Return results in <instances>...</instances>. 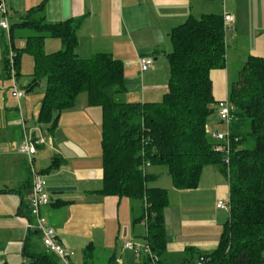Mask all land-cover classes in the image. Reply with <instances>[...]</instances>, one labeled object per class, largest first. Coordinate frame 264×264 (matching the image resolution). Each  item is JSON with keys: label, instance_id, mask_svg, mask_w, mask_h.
<instances>
[{"label": "trees", "instance_id": "16d2710c", "mask_svg": "<svg viewBox=\"0 0 264 264\" xmlns=\"http://www.w3.org/2000/svg\"><path fill=\"white\" fill-rule=\"evenodd\" d=\"M42 10V5L31 8L17 23L38 32L28 37L24 47L13 44L17 78L21 55L29 52L35 70L27 88L33 90L46 79L38 122L51 124V130L61 112L74 107L84 92L89 106L101 108L104 184L100 191L138 204L134 221L146 222L147 242L161 264L167 252L165 210L170 196L167 188L152 185L156 176L148 166H167L175 188L193 189L209 164L217 165L229 182L231 211L217 248L202 255L208 264H264V57L250 55L230 86L231 121L225 126L218 120L230 131V151H220L221 143L209 137V123L221 101L214 97L211 71L226 66L223 15H190L175 26L170 32V80L163 99L127 102L119 98L126 91L124 62L107 52L81 57L77 51L81 18L50 23ZM48 35L60 38L62 48L46 52ZM9 52L3 53L5 77H10ZM226 156L230 165L224 162ZM59 162L55 158L47 171L58 168ZM23 206L29 208L26 213ZM23 206L18 214L22 220L31 218L30 204ZM27 241L24 255L30 261L24 264H59L57 255L34 250ZM84 256L85 264H90L92 248ZM0 264L8 262L0 257ZM145 264H150L148 258Z\"/></svg>", "mask_w": 264, "mask_h": 264}, {"label": "crops", "instance_id": "0c3cea01", "mask_svg": "<svg viewBox=\"0 0 264 264\" xmlns=\"http://www.w3.org/2000/svg\"><path fill=\"white\" fill-rule=\"evenodd\" d=\"M4 2L8 7L12 36L14 28L19 27L17 23L26 18L31 8L39 5L43 7L45 20L50 23L81 18L78 54L89 58L98 52H107L124 62L126 91L121 95L135 91L136 94L132 95L136 99H131L129 95L131 98L120 99L121 101L156 102L163 99L168 85L157 81L161 73H165V69H170L168 54L173 50L170 32L190 15L200 17L203 14L215 13L224 16L227 12L234 16V22L225 28L226 66L211 71L216 100L229 96L230 69L235 67L231 61H247L250 55L264 57V0ZM51 37L48 35L45 40V50L50 49L49 53L63 46L60 38ZM24 46L25 41L22 43V47ZM53 48L54 50H51ZM141 56H150L154 60L152 67L143 73L139 65ZM0 68L3 75V58ZM82 94L74 107L61 112L55 129H50L51 124L38 122L39 115L36 117L38 125L32 127L36 135H50L53 138L52 143L39 147L35 158L38 170L47 178V191L51 199L42 212L49 224L56 228L62 244L74 252L70 257L71 264H85L84 253L87 248H92L90 264H145V255L138 256L124 248V242L128 239L140 243L147 242V224L146 231L143 232L141 225L144 221H134L138 204L129 197L105 195L100 191L104 184L102 110L98 106H89L88 97L82 99ZM16 112V109L6 111L9 115ZM6 122L10 120L6 119ZM212 122L216 123L217 127V113ZM13 125L17 126V131L11 128ZM7 126L9 127L0 140L14 144L18 149L23 135L20 123H8ZM223 128L222 126L218 129ZM17 154L19 156L13 155L9 148L0 146V219L7 216V221L0 224V232L5 237L0 239V257L8 264L6 251L11 244L22 245V264L30 261V258L24 255L26 240L31 243L32 249L45 250L37 231H31V237L29 232L24 233L25 224L18 214L23 205H29L31 176L26 157L19 151ZM55 158L60 159L58 168L47 171ZM212 166L214 169H210ZM152 174L156 176L152 185L167 188L170 196V203L165 210L167 252L163 257V264H198L202 254L212 252L219 244L220 236L217 238L216 234L210 238L209 230H215L221 223L219 218L222 217L219 216L225 210L215 207L214 202L230 198L228 180L214 164L204 167L199 185L193 189L175 188L172 178L159 183L157 172ZM205 179L212 185L210 191L214 196L211 204L208 201L207 207L202 200L190 195L191 192L200 191L199 188ZM174 192L189 194V197L183 198L176 207L172 196ZM13 196L17 198L14 199ZM22 208L24 213L29 209H25V206ZM228 220L229 218L222 224L223 228Z\"/></svg>", "mask_w": 264, "mask_h": 264}, {"label": "built area", "instance_id": "2783aa9c", "mask_svg": "<svg viewBox=\"0 0 264 264\" xmlns=\"http://www.w3.org/2000/svg\"><path fill=\"white\" fill-rule=\"evenodd\" d=\"M0 13L3 17L0 19V27L6 31L11 30L9 22L8 7L4 0H0ZM224 25L225 28L234 22V16L231 13L224 14ZM10 76L13 78L14 86L11 89L12 96L15 97L19 102L25 97V91L18 87L17 68H16V52L12 50L8 54ZM153 58L150 56H141L139 58V65L141 72L149 70L153 65ZM231 110L232 105L227 96L219 103L217 109V115L219 121L224 122L223 125L228 126L231 121ZM22 138L18 147V151L21 155L26 157L31 176V195L29 199L30 204V216L23 220L25 227L28 232L37 231L40 236L45 249L49 252L57 255L62 264H71L70 257L74 254L73 251H69L60 241L56 228L49 224L47 217L43 214L42 209L48 205L51 201L50 195L47 191V178L44 173L36 168L35 158L38 153L39 147L53 142V138L50 135H36L33 128H29L26 123L25 116L22 115ZM214 128L211 130L212 136L217 140L219 146L217 150L230 151V131L229 129ZM227 143V144H226ZM224 162L226 165H230V158L225 157ZM216 206L222 210L230 213L231 202L230 198L227 200H218ZM124 248L133 251L136 255H145L150 261V264H161L160 257L155 254L151 245L148 242L140 243L134 239H128L124 242ZM207 258L204 255L199 257L198 264L206 263Z\"/></svg>", "mask_w": 264, "mask_h": 264}, {"label": "rangeland", "instance_id": "374dc122", "mask_svg": "<svg viewBox=\"0 0 264 264\" xmlns=\"http://www.w3.org/2000/svg\"><path fill=\"white\" fill-rule=\"evenodd\" d=\"M2 17H3V15H2V13H0V19ZM34 34H38V32L35 29L24 28V27H15L14 28V34L12 36L13 39H12L11 33L9 31H3L0 28V62L3 58V53H4L3 51H5L6 48L9 49V51H12L13 50V44L17 48H21L22 43L25 41V44H26L28 37L31 35H34ZM51 38H53V37H51ZM56 41H58V40H56ZM3 48H4V50H3ZM49 50L50 49H48V51ZM51 50H54V48ZM48 51H46V52H48ZM51 52H53V51H51ZM231 62H234V65H235V67H232L230 69V74H229L230 83L232 84L233 82H235L239 79L240 71L243 68L246 61L243 60V62H242V60L241 61L239 60L238 62L237 61H231ZM167 69H165V73H163V74L161 73V77L157 81V83L162 82V83H165L168 85L169 80H170V69H168V70ZM34 70H35V63H34L33 56L29 52H23L21 55L20 69L18 70L21 73L18 77V87L23 89L25 91L26 95L19 102L15 97L12 96V93H11V89L14 86L13 78L11 76L5 77L4 75H2V70L0 68V137L4 134L5 131H7V128L9 127V126H7L8 123H10V125L20 123V126L22 125L20 108L22 111V115L25 116V118H26V123H27V126L29 128H32L35 125H38L36 122V117L39 115V112H40L41 101H42L44 93H45L47 82H46V79L44 78L41 80L40 84L33 91L30 90L29 92H27V90H28L27 86H28L30 80L32 79V76L34 74ZM126 78L127 77L125 75V79ZM141 89H142V86H141ZM132 94H136V92L130 91V94H126V93L123 95L120 94L119 98L125 99V98H131L132 97L131 99H136V98H133L134 95H132ZM86 96H87V93L84 92L82 94L81 98L85 99ZM139 101H136V102H139ZM15 109L17 110L18 114H17V112L14 114L12 113L10 115H9V113H6L7 110H15ZM6 115H8V116L6 117ZM217 118H218V115H217ZM6 119L8 121L10 120V122L7 123ZM212 119H213V116L210 118L211 122L209 123L210 124L209 132H211V130L216 127V123L214 124V122H212ZM218 120H219V118H218ZM217 124H218V122H217ZM217 127L222 128L221 124H218ZM11 128L17 131V126L13 125ZM209 137L212 141L217 142V140L212 136L211 133H209ZM0 146H2L3 148H9V151H11L13 155L19 156L17 154L18 149H17V147H15L14 144H9V142H5V140H0ZM43 146H45V145H43ZM101 146H102V138H101ZM35 164H36V168L38 169L36 161H35ZM210 169H214L213 166ZM215 171H217V170H215ZM148 172H150V173L157 172L159 183H163L166 180L171 178L170 173H169V169L165 165H152L148 168ZM204 181L205 182L203 183L202 187L199 188L200 191L199 192H191L190 195L192 196V198L202 200L203 203H206L205 206L207 207L208 201L211 204V201L213 200L212 198L214 196H213V192L210 191V189L212 188V185L210 186V184H208L209 181L207 179H205ZM172 196H173L174 204L176 205V207H178L180 205V201L185 197H189V194L184 195L181 192H176V193L174 192V193H172ZM13 198L16 199L17 196H13ZM7 204L9 205L8 201H7ZM214 206L216 207V200L214 202ZM221 213H222V215L219 217H222V218H219V221L221 222L219 224V226H217L215 230L214 229L209 230V237L210 238L212 235H216V234H217V238H219V236L221 237L220 233H222V231H223L222 224L227 220V218H229V215H230V213L227 211H224ZM6 219H7V216L2 217L0 219V224L4 223V221ZM141 226L143 227V232L146 231V222L145 221L143 222V224ZM24 229H23L24 233L25 232L27 233L28 231H27L26 227H24ZM16 230H18V229H16ZM196 230L197 229H192V231H196ZM0 239H5L4 234L1 232H0ZM9 246L10 247L7 248V251H6V258L9 260V264H22V262H23L22 245L17 243V245L11 244ZM59 264H62V263H59Z\"/></svg>", "mask_w": 264, "mask_h": 264}]
</instances>
